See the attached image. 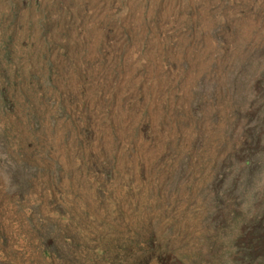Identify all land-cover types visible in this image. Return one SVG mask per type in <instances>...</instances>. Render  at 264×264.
<instances>
[{"label":"rangeland","instance_id":"obj_1","mask_svg":"<svg viewBox=\"0 0 264 264\" xmlns=\"http://www.w3.org/2000/svg\"><path fill=\"white\" fill-rule=\"evenodd\" d=\"M263 70L264 0H0V264L224 250L264 189L217 213L209 171Z\"/></svg>","mask_w":264,"mask_h":264},{"label":"trees","instance_id":"obj_2","mask_svg":"<svg viewBox=\"0 0 264 264\" xmlns=\"http://www.w3.org/2000/svg\"><path fill=\"white\" fill-rule=\"evenodd\" d=\"M250 82L247 77H244L239 86L237 123L235 131L231 134L230 146H225L223 160L214 161L209 171L208 190L217 193L215 197L218 203L217 213L221 206L222 211L230 210L229 202H232L241 184H248L253 179H257L261 183L260 187L264 189V111L259 114L261 120L254 126H250L255 114L253 102L249 103L250 96L254 92ZM253 82H261L264 91V70ZM240 121L244 124L243 128L240 126ZM226 168H234L236 172L235 177L230 181L223 177ZM225 219L222 217L221 222L213 221L207 224L210 226L206 229V233H209L208 229L216 231ZM237 225L238 237L225 243L224 250L221 248L222 251L216 247V244V248L213 247L214 244L211 242L210 247L213 248L209 246L207 249L199 248L193 258L186 255L181 258L173 250H168L160 256L159 262L161 264H264V190L258 192V198L253 204L250 216H242ZM204 238H207L206 234Z\"/></svg>","mask_w":264,"mask_h":264}]
</instances>
